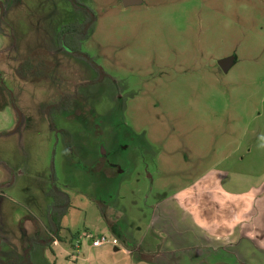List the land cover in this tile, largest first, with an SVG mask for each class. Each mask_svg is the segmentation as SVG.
I'll list each match as a JSON object with an SVG mask.
<instances>
[{"label": "rangeland", "instance_id": "1", "mask_svg": "<svg viewBox=\"0 0 264 264\" xmlns=\"http://www.w3.org/2000/svg\"><path fill=\"white\" fill-rule=\"evenodd\" d=\"M78 1L97 15L81 50L98 69L59 47L62 28L86 18L70 0H0V100L20 118L0 137V252L55 238L57 186L70 203L62 241L33 244L34 264H139L160 248L155 207L264 118V0ZM30 56L46 77H19ZM229 57L226 73L219 62ZM98 70L109 77L96 84ZM76 92L70 109L46 114ZM85 233L117 239L119 251L93 248Z\"/></svg>", "mask_w": 264, "mask_h": 264}, {"label": "crops", "instance_id": "2", "mask_svg": "<svg viewBox=\"0 0 264 264\" xmlns=\"http://www.w3.org/2000/svg\"><path fill=\"white\" fill-rule=\"evenodd\" d=\"M16 119L1 99L0 137ZM247 133L239 149L193 187L155 207L152 230L160 248L139 264H264V118Z\"/></svg>", "mask_w": 264, "mask_h": 264}, {"label": "trees", "instance_id": "3", "mask_svg": "<svg viewBox=\"0 0 264 264\" xmlns=\"http://www.w3.org/2000/svg\"><path fill=\"white\" fill-rule=\"evenodd\" d=\"M70 1L76 8L85 12L86 18L82 22H76L64 26L58 35V43L60 47L67 48L81 57L83 40L96 22L97 15L93 9L89 6L83 5L78 0ZM46 67L47 65L44 62H41L36 56H30L21 60L17 74L23 81L34 82L46 77ZM77 99V93L74 95L65 94L60 102L51 104L47 107L46 114L52 119L54 116L70 109ZM49 197L52 200L49 207L52 232L55 238L62 241V222L70 209L69 199L57 186H54L49 192ZM55 238L48 241L35 240L33 244L38 243L51 246L57 241ZM33 244H24L20 250H13L6 254L0 252V264H34L31 258Z\"/></svg>", "mask_w": 264, "mask_h": 264}, {"label": "built area", "instance_id": "4", "mask_svg": "<svg viewBox=\"0 0 264 264\" xmlns=\"http://www.w3.org/2000/svg\"><path fill=\"white\" fill-rule=\"evenodd\" d=\"M84 238L90 241L91 246L93 248H101L106 245H112L115 247L119 246V241L117 239L112 240L109 236H106V235L95 237L90 233H85ZM81 246H82V241L79 239L74 245L75 250L78 254H80Z\"/></svg>", "mask_w": 264, "mask_h": 264}, {"label": "water", "instance_id": "5", "mask_svg": "<svg viewBox=\"0 0 264 264\" xmlns=\"http://www.w3.org/2000/svg\"><path fill=\"white\" fill-rule=\"evenodd\" d=\"M143 3H144L143 0H123V4L125 7L139 6V5H142ZM219 64L221 68L224 70V72L228 73L233 68V66L236 64V57H229V58L223 59L219 62ZM19 124L17 128L14 130V132L19 129Z\"/></svg>", "mask_w": 264, "mask_h": 264}, {"label": "flooded vegetation", "instance_id": "6", "mask_svg": "<svg viewBox=\"0 0 264 264\" xmlns=\"http://www.w3.org/2000/svg\"><path fill=\"white\" fill-rule=\"evenodd\" d=\"M58 44H59V43H58ZM59 47H60V46H59ZM60 49L63 50V51H66L67 53H69V54H71V55H73V56H75V57H79V58H81V59H85V60L91 62V64H92L94 67H96V69H98V67L94 64V62L92 61V59H90L88 56L84 55L83 52H82V56L80 57V56H78L77 54L71 52V51H70L69 49H67V48L60 47ZM98 72H100V75H99L98 80L96 81V84H99V83L103 82L105 79H107V78L109 77V75L106 74L105 72H103L102 70H98ZM85 85H86V84H85ZM76 93H77L78 98H79V94H78V92H76ZM64 95H65V94H64ZM64 95H63V96H64ZM63 96H62V98H63ZM62 98H61V99H62ZM61 99H60V100H61ZM77 100H78V99H77ZM59 102H60V101H59ZM57 103H58V102H57ZM51 104H56V103H51ZM51 104H50V105H51ZM48 106H49V105H48ZM12 108H13V107H12ZM13 109H14V108H13ZM14 111H15V109H14ZM15 112H16V111H15ZM16 115H17V113H16ZM17 118H18V115H17ZM19 122H20V118H18V120L16 121V126H15L14 130L17 128ZM14 130L8 132V134H10L11 132L13 133ZM14 133H15V132H14ZM8 134L6 133L5 135H8ZM55 243H56V242H55Z\"/></svg>", "mask_w": 264, "mask_h": 264}]
</instances>
